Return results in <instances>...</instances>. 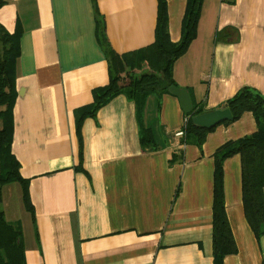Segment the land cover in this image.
Masks as SVG:
<instances>
[{"label": "crops", "instance_id": "crops-1", "mask_svg": "<svg viewBox=\"0 0 264 264\" xmlns=\"http://www.w3.org/2000/svg\"><path fill=\"white\" fill-rule=\"evenodd\" d=\"M172 42L182 36L187 0H166ZM96 14L120 55L155 41L158 0H6L0 24L21 28L11 151L29 179L35 218L22 187L16 206L0 209L20 222L25 264H214V154L257 130L251 112L219 123L202 146L182 143L186 112L171 92L147 98L142 119L121 94L83 120L79 110L109 82ZM148 70L144 66L143 70ZM193 106L221 108L244 86L264 95V0H206L197 37L174 67ZM156 149H143L140 126ZM172 160V161H171ZM227 218L237 252L224 264H264L242 200L241 157L224 162ZM180 187L178 196L177 190Z\"/></svg>", "mask_w": 264, "mask_h": 264}, {"label": "trees", "instance_id": "trees-1", "mask_svg": "<svg viewBox=\"0 0 264 264\" xmlns=\"http://www.w3.org/2000/svg\"><path fill=\"white\" fill-rule=\"evenodd\" d=\"M6 0H0V6ZM206 0H187L182 21V36L172 42L168 31L167 1L158 0L155 41L138 50L118 54L110 45L105 24L96 14L97 39L103 49L109 68V82L93 90V102L82 107L77 117V131L87 117H95L97 111L118 95H125L135 103L139 119L149 95L170 92L177 86L174 67L197 37L202 5ZM21 28L17 24L14 32L0 24V188L19 183L26 210L35 218L34 206L29 194V179L20 173V163L11 151L14 131L13 108L17 97L16 64L20 53ZM148 70H143L144 66ZM221 108H228L229 124L238 120L243 113L251 112L257 130L235 141L220 146L214 154L213 200H212V243L214 264H224V259L237 252L232 230L225 208L224 162L239 154L241 157L242 200L246 218L257 239L264 234V95L249 86L240 88ZM204 113L203 108L193 106L186 114L182 143L202 146L212 128L194 123L193 117ZM140 142L143 149H156L150 128L141 124ZM172 161V160H171ZM180 187L177 190L178 196ZM0 264H25L23 233L20 222H9L0 209Z\"/></svg>", "mask_w": 264, "mask_h": 264}, {"label": "water", "instance_id": "water-1", "mask_svg": "<svg viewBox=\"0 0 264 264\" xmlns=\"http://www.w3.org/2000/svg\"><path fill=\"white\" fill-rule=\"evenodd\" d=\"M169 89L172 94L179 98L185 112L189 113L193 108V103L189 91L186 88H180L178 86H171ZM231 117L232 115L228 108H219L216 110L198 114L193 117V121L199 126L212 128L225 120H230Z\"/></svg>", "mask_w": 264, "mask_h": 264}, {"label": "rangeland", "instance_id": "rangeland-1", "mask_svg": "<svg viewBox=\"0 0 264 264\" xmlns=\"http://www.w3.org/2000/svg\"><path fill=\"white\" fill-rule=\"evenodd\" d=\"M1 124V122H0ZM20 188L19 183H11L1 186L0 188V200H2L6 195H9V198L11 199V204L13 207L16 206L17 201H19L18 198V190ZM1 203V202H0ZM1 206V204H0Z\"/></svg>", "mask_w": 264, "mask_h": 264}, {"label": "built area", "instance_id": "built-area-1", "mask_svg": "<svg viewBox=\"0 0 264 264\" xmlns=\"http://www.w3.org/2000/svg\"><path fill=\"white\" fill-rule=\"evenodd\" d=\"M182 134H184V132H183V131H181V132H179V133H178V135H182Z\"/></svg>", "mask_w": 264, "mask_h": 264}]
</instances>
